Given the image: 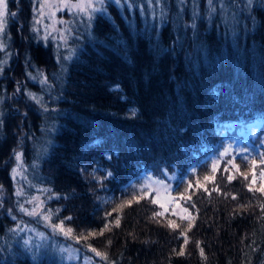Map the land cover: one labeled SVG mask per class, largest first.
Returning a JSON list of instances; mask_svg holds the SVG:
<instances>
[{"label": "trees", "instance_id": "obj_1", "mask_svg": "<svg viewBox=\"0 0 264 264\" xmlns=\"http://www.w3.org/2000/svg\"><path fill=\"white\" fill-rule=\"evenodd\" d=\"M9 2L0 264H65L59 245L90 264H264V147L246 161L221 155L236 139L254 147L264 135V8L254 3L246 16L243 0L225 9L161 0L154 18L133 21L109 4L74 31V52L60 47L57 57L32 30L37 2ZM35 73L45 82H32ZM161 170L176 192L187 186L183 216L154 208L152 193L124 205L142 176ZM20 198L38 201L44 217L31 221L48 238L38 252L7 239Z\"/></svg>", "mask_w": 264, "mask_h": 264}, {"label": "rangeland", "instance_id": "obj_2", "mask_svg": "<svg viewBox=\"0 0 264 264\" xmlns=\"http://www.w3.org/2000/svg\"><path fill=\"white\" fill-rule=\"evenodd\" d=\"M31 1L37 2V17L32 26V30L38 35V39L40 38L43 43H47L48 41V43L53 44L58 57L61 52L60 47L68 49V47H66L67 45L74 44L77 39H81L80 36H78V34L74 31H77L79 27L90 26V23L96 14L99 15V13H106V8L109 4H113L122 15H127L134 21V17H143L144 14L148 15L150 19L154 18L155 14L159 11V4L161 0H120V3H117L116 0H105L103 11L92 12L91 19H89L88 13H80L75 8L65 7V0ZM175 1L177 3L178 9L182 8V3L184 2V0ZM66 2L67 4L72 5L77 3H87L88 0H66ZM9 3V0H4V4L6 7L4 9V16L2 17V19L5 21V26L3 32L0 33V41L4 43L5 47L3 48V50H0V70H2L9 64L12 56V51H10L9 47L6 44V41H4L3 36V34H5L7 14H9L10 12V10H8ZM224 3L225 0H219V6L225 9ZM243 3L244 5L242 6V9L245 13L244 15L246 16L247 14H250L251 5L254 3L256 7L264 8V0H243ZM143 4L146 5L144 9ZM97 7H99V5H97ZM68 51L70 56L71 52H74V47L68 49ZM39 76L43 77L41 74ZM29 78L32 82L36 83H39L42 80L38 77V73L32 75L29 74ZM36 98H38V96ZM255 133H257L255 130L253 132H250V138L253 137ZM250 144L251 143L248 141V139H246L245 144L236 139L231 144L227 145V152L222 155V157H226L228 156V153H232V151H234L235 156H239L243 160H246L252 152L256 153L258 148L264 147V135L258 143L254 144V147H251ZM217 165L218 160L215 158V160H213L208 166V171L214 173L213 171H215ZM14 168L16 169V174H12L13 178L19 174L18 164L16 166L15 163ZM160 173L161 174L156 175L150 173L144 175L142 179L132 187V193H130V195L126 197L124 205H127L133 197L138 198L152 193L153 199L157 201L156 203L152 202L154 208L158 205H163V207L161 206L162 210H164L168 214L183 216L184 211H182L181 207L179 206L178 197L184 194L187 186L184 188L182 194L176 193L172 190V176L165 170H161ZM211 173L207 172V175ZM202 178L205 179V176H202ZM27 201H29V203L24 204ZM31 201L33 200H30L29 198H20L18 211L21 213L22 217L21 220H19L17 223L18 226L8 234L7 239L10 238V241L13 242L20 239V243L24 244L23 249L29 248L38 252L48 241V238L45 237V234L41 232L38 227L33 226V223H31L33 219H37L33 217H41L38 215L40 212L38 201ZM21 209H23V211ZM33 211H35L34 215L26 214L32 213ZM16 215L17 211H15L14 209V213H12L11 215L12 219H14ZM19 217L20 214H18V218ZM44 223L47 224L46 222ZM49 228L51 230H54L51 225L49 226ZM25 241H27V244H25ZM57 253L63 257V263L66 262L67 264H69L70 262H73V264H90L89 260L87 259L78 261L75 250L73 251L69 247L63 248L59 245V248H57Z\"/></svg>", "mask_w": 264, "mask_h": 264}, {"label": "snow or ice", "instance_id": "obj_3", "mask_svg": "<svg viewBox=\"0 0 264 264\" xmlns=\"http://www.w3.org/2000/svg\"><path fill=\"white\" fill-rule=\"evenodd\" d=\"M105 0H88L87 3H77V4H72L69 5L67 4L66 0H65V7H69V8H75L77 9L80 13H88L89 15V19H91V13L92 12H96V11H103V5H104ZM117 3H120V0H116ZM97 5H99V7H97ZM5 4H4V0H0V33L3 32L4 26H5V21L2 19V17L4 16V9H5ZM12 15H15V13H12ZM62 22V21H61ZM5 47L4 43L2 41H0V50H3V48ZM41 83H44L45 81L41 80ZM30 98H35L31 93L29 94ZM134 114V112H133ZM227 152V149H225L224 153H221V155H224ZM21 159L20 153H16V160L19 162ZM13 174H16V169L14 168L13 170ZM229 179H231V177H229ZM215 191V189H213ZM233 199H235V197H233ZM153 203H156V200L152 201ZM163 207V205H161ZM193 207H195V205H193ZM23 211V209H21ZM183 211H187L186 209H184ZM29 215H34L35 211H33L32 213H26ZM154 215H161L160 213H155ZM118 219L117 218V225H118ZM169 226H172V223L170 222ZM191 223L188 225L189 228H191ZM59 227V226H56ZM108 226L105 225V228H107ZM103 231V230H102ZM72 232V229H67L65 235H68ZM102 234V233H101ZM89 235H94V233H89ZM181 235H183V233H181ZM187 242V240H185V243ZM109 243H111V241H109ZM25 244H27V241H25ZM91 251H93L96 256L101 257V259H107L106 254L101 253L96 251L95 248H91ZM181 255L183 254V251L181 250ZM201 255L203 256V250H201Z\"/></svg>", "mask_w": 264, "mask_h": 264}, {"label": "bare ground", "instance_id": "obj_4", "mask_svg": "<svg viewBox=\"0 0 264 264\" xmlns=\"http://www.w3.org/2000/svg\"><path fill=\"white\" fill-rule=\"evenodd\" d=\"M6 24H7V22H6ZM193 173H194V172H193ZM203 175H205V174L203 173ZM172 190L175 191V190L173 189V187H172ZM175 192H176V191H175ZM176 193H180V192H176Z\"/></svg>", "mask_w": 264, "mask_h": 264}]
</instances>
